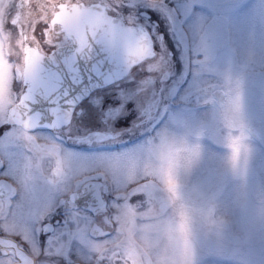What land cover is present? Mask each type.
<instances>
[{"label":"snow or ice","instance_id":"1","mask_svg":"<svg viewBox=\"0 0 264 264\" xmlns=\"http://www.w3.org/2000/svg\"><path fill=\"white\" fill-rule=\"evenodd\" d=\"M0 264H264V0H0Z\"/></svg>","mask_w":264,"mask_h":264},{"label":"flooded vegetation","instance_id":"2","mask_svg":"<svg viewBox=\"0 0 264 264\" xmlns=\"http://www.w3.org/2000/svg\"><path fill=\"white\" fill-rule=\"evenodd\" d=\"M153 19H155V16H153ZM161 31H163V27H161Z\"/></svg>","mask_w":264,"mask_h":264}]
</instances>
